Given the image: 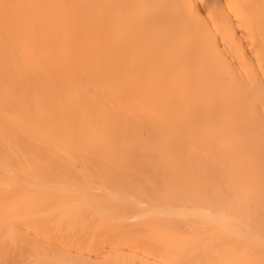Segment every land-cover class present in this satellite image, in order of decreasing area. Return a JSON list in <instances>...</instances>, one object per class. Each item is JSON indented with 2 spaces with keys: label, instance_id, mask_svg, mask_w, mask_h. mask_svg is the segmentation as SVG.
<instances>
[{
  "label": "bare ground",
  "instance_id": "obj_1",
  "mask_svg": "<svg viewBox=\"0 0 264 264\" xmlns=\"http://www.w3.org/2000/svg\"><path fill=\"white\" fill-rule=\"evenodd\" d=\"M0 264H264V0H0Z\"/></svg>",
  "mask_w": 264,
  "mask_h": 264
},
{
  "label": "snow or ice",
  "instance_id": "obj_2",
  "mask_svg": "<svg viewBox=\"0 0 264 264\" xmlns=\"http://www.w3.org/2000/svg\"><path fill=\"white\" fill-rule=\"evenodd\" d=\"M4 9L7 10L9 8H13V7H23L22 5H8V4H5L3 5Z\"/></svg>",
  "mask_w": 264,
  "mask_h": 264
}]
</instances>
